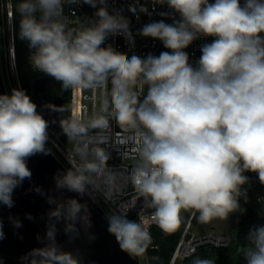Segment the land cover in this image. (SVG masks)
<instances>
[{"label":"clouds","instance_id":"1","mask_svg":"<svg viewBox=\"0 0 264 264\" xmlns=\"http://www.w3.org/2000/svg\"><path fill=\"white\" fill-rule=\"evenodd\" d=\"M152 2L172 12V23L152 21L138 32L169 50L158 56H128L106 44L116 35L130 46L135 43L128 19L110 12L108 0H20L16 5L18 37L27 42L32 68L65 91L90 90L98 101L90 115L60 123L70 140L81 142L76 150L80 163L58 173L56 187L81 196L102 186L111 189L109 155L90 145L93 131L106 130L115 120L135 145L128 182L162 231L179 227L182 211L201 223L244 215L246 173L264 185V0ZM81 3L96 9L95 19L71 26L64 7ZM207 37L213 39L191 61L186 49ZM48 127L24 89L0 94V205L12 208L15 189L31 179L27 160L50 153ZM48 202L55 207L48 213L47 242L22 259L81 264L77 254L56 243L55 223L63 220L65 233L75 235L77 222L90 227L87 206L74 198L49 197ZM107 221L122 251L134 258L146 254L152 235L142 222L120 211H111ZM13 224L22 227L18 220ZM244 241V264H264V223L252 226ZM191 264L214 261L194 256Z\"/></svg>","mask_w":264,"mask_h":264},{"label":"built area","instance_id":"2","mask_svg":"<svg viewBox=\"0 0 264 264\" xmlns=\"http://www.w3.org/2000/svg\"><path fill=\"white\" fill-rule=\"evenodd\" d=\"M108 9L110 12L119 11L128 19L135 43L134 46H130L123 36L116 35L109 37L106 44H111L117 51L125 53L128 56L133 54L147 55L148 53L158 56L163 51H169L164 48L162 42L159 40L138 35L143 25L152 21L163 19L166 23H172V19L170 18L172 12L166 5L154 4L152 0H108ZM95 11V8L84 3L80 5L66 4L64 7V15L68 17L71 26H77L82 22L87 23L89 19H95ZM161 13H168L169 15L163 16ZM13 20V1L0 0V48L4 49L3 64H1L0 58V69L7 94H10L13 88H22L15 62ZM212 39V37L197 39L186 49L191 61L195 62L198 60L201 54L200 46L211 42ZM29 55L30 51L27 46L26 60L29 70L32 73L41 75L43 78L54 80L43 73L35 71L29 62ZM97 106L98 101H94L93 93L90 90L70 89L67 119L79 118L84 116L85 113L90 115ZM91 136L92 143L90 147L95 146L104 149L106 154L109 155V169L114 174V182L111 189L109 190L107 186L100 187L98 191H94L91 194L93 199L98 203L106 216L111 211L127 212L129 220H139L148 230L151 226H157L151 219V210L144 206L143 198L138 195L127 179L128 173L131 171L134 163L131 157L134 155L133 150L135 145L130 138V134L122 129L115 120H112L108 129L102 131L94 130ZM48 145L55 150L69 168H73L74 165L80 163V158L76 151L81 146L80 141L70 140L67 135L63 137L62 141L57 137L52 138L49 136ZM246 187L248 188V192L253 189V186ZM106 196L110 199L107 200ZM256 200L259 204H264V185L262 184ZM130 217L133 218L130 219ZM195 218V216L190 214L184 230L170 254L168 264H182L204 247L228 248L231 245V240L226 235L213 233L197 234L192 232V223L195 221ZM154 249L156 247L151 246L148 250ZM148 250L143 256L145 264H151V262L157 259V257L150 256ZM138 259L140 264V257Z\"/></svg>","mask_w":264,"mask_h":264},{"label":"water","instance_id":"3","mask_svg":"<svg viewBox=\"0 0 264 264\" xmlns=\"http://www.w3.org/2000/svg\"><path fill=\"white\" fill-rule=\"evenodd\" d=\"M42 86L43 84L38 85L40 93ZM0 94H7L1 69ZM27 166L32 176L15 189L14 206L8 208L0 205V221L5 233V238L0 240V264H29L22 257L47 242L45 234L49 223L48 213L55 207V204L48 202L49 197L60 201L74 198L87 206L90 227L77 222L75 235L65 233L63 220L55 223L56 243L64 250L77 254L81 264H139V259L122 251L115 237L108 232L107 216L91 195L81 196L66 189H57L55 176L65 172L67 168L51 150L49 154L30 157ZM28 214H31L32 219L27 218ZM13 220L20 221L22 227L16 228Z\"/></svg>","mask_w":264,"mask_h":264},{"label":"trees","instance_id":"4","mask_svg":"<svg viewBox=\"0 0 264 264\" xmlns=\"http://www.w3.org/2000/svg\"><path fill=\"white\" fill-rule=\"evenodd\" d=\"M14 5V54L15 62L18 73V78L22 89L31 97L34 92L38 93V85L43 84V96L40 99H44L46 103H51L56 100H61L64 102L65 113H67L68 96L69 90H63L61 85L56 80H51L48 78H43L41 75L32 73L27 65L26 52H27V42L22 41L18 37V21L19 16L15 14L16 5L20 0H12ZM40 81L38 85L36 82ZM40 93V92H39ZM38 93V95H39ZM64 113V114H65ZM250 178L249 185L253 186V189L248 192V202L244 203L241 200V205L247 209L244 215L236 214V233H235V245L237 249L245 243L244 237L246 236L248 230L254 226L264 223V217L261 213H264V204H259L256 200V196L259 192L261 184L259 183L256 175L254 173H246ZM191 212L182 211V222L175 230L165 233L158 226H151L149 231L152 235V244L149 248L156 247L154 250H148L150 256L157 257L156 261L151 262V264H168L170 259V254L175 247L177 240L182 234L184 227L190 217ZM148 248V249H149ZM230 251L228 248H209L204 247L199 249L193 256L185 260L182 264H191V260L194 256H200L203 258L212 259L214 264H220L217 259H223L225 255ZM233 264H244L243 256L237 255Z\"/></svg>","mask_w":264,"mask_h":264},{"label":"rangeland","instance_id":"5","mask_svg":"<svg viewBox=\"0 0 264 264\" xmlns=\"http://www.w3.org/2000/svg\"><path fill=\"white\" fill-rule=\"evenodd\" d=\"M3 55L4 49L0 48L1 64H3ZM39 82L40 81H37L36 85H38ZM38 93H33L32 101L37 105L38 112L43 116L46 121H48V134L50 137H57L60 141H62L65 134L62 131L60 123L62 120L67 119V113H65L64 109V102L61 100H56L51 103H46L44 99H40L38 97ZM46 146L67 169H70L68 165L64 162V160L55 152V150L49 147L48 143ZM191 230L192 232L197 234L213 233L218 235H226L230 238V251L225 255L223 259L216 258L217 262H219L220 264H233V261L236 259L237 255H242L240 249H237L234 241L236 233V214L232 215L228 220L214 219L208 223H201L197 220V218H195V221L192 223ZM140 264H145L144 257H140Z\"/></svg>","mask_w":264,"mask_h":264},{"label":"flooded vegetation","instance_id":"6","mask_svg":"<svg viewBox=\"0 0 264 264\" xmlns=\"http://www.w3.org/2000/svg\"><path fill=\"white\" fill-rule=\"evenodd\" d=\"M42 89H43V86H42ZM42 96H43V91H41L39 97L42 98Z\"/></svg>","mask_w":264,"mask_h":264}]
</instances>
